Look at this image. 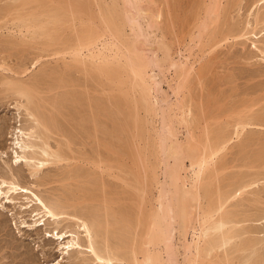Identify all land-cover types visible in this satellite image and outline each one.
<instances>
[{
    "label": "bare ground",
    "instance_id": "1",
    "mask_svg": "<svg viewBox=\"0 0 264 264\" xmlns=\"http://www.w3.org/2000/svg\"><path fill=\"white\" fill-rule=\"evenodd\" d=\"M1 1L2 0H0V2ZM141 1L142 0H7L0 6V31L7 32L5 36L2 33L4 37L0 35V55L5 53L10 54L11 49H16L21 53H25L29 50L28 46H32L31 43L34 39L46 36L49 37L48 42H39L35 44L36 48L42 52L47 50L49 46L56 47L58 43L60 46L62 42L65 44L64 54L67 53L69 57L71 56V60L76 62L73 64L74 66L72 65L75 67V70L76 67H80L81 72H83V68L86 69V67H90L93 71L95 70L96 73H100L107 77V79L118 82L119 86L121 83L120 79H123L120 77H123V75L128 77L131 81V91L135 92V95L137 93L136 100L135 97L132 98L136 101L133 102V105L134 103H136V107L139 105L144 113L149 116L145 121L147 122V120L151 119L148 123L151 122L153 125L150 124L149 127L151 126V130H154V132L149 131L150 133H154V135L145 137L146 139L151 138L150 142L152 145L150 149L152 148V150L147 149L149 146L146 143L145 146H147V148H141L145 147L144 144H142L143 142L151 144L146 139L144 140L142 138V143L139 142V144H141V149L145 151L147 149V151L149 150L148 152L154 155L155 162H149V160H145V158L142 157L139 159L141 160L140 166L142 171L140 172H142V176L140 174L141 177L138 179L137 183H140L141 186L140 188L134 186L137 190H141L143 196H145L144 194L146 193L148 194L155 186L157 194H155V199L153 198L154 195L152 197L154 203H150L151 206L150 204L148 205L150 208L147 207L149 209L147 213L138 210L134 213L133 211H135V209H131L132 207L128 208L130 206L128 205L127 207V203H121L120 199H116V197L112 200L111 197L113 195L111 197H109L110 195L106 196V189L109 185L107 184L108 181L106 183L103 180V175L101 178H99L100 176L98 175L92 178V174L88 172V170L91 171V169H86L85 166V168H77L76 166V170L73 171L69 169L71 170V173L69 172L71 177L69 178L75 177V180L79 183V185H77L80 188L78 193H73L76 190L72 192L70 187L68 188V192L66 191L67 193L62 191L65 193L64 195H59V197H55L56 199L54 197L52 199L51 197V201L49 199L47 201L45 196L43 197L41 193L37 192L43 179L40 178L41 176H39V173L41 172V168L43 166L45 167V162L47 163L48 161L50 164L54 163L58 165L61 161H67L71 158L74 161L76 155V158L81 157L83 162L95 165L98 169L102 168L101 171L103 173L105 170L115 168L111 166V164L114 165V160L120 159V155L123 153L122 151L127 155L129 153H131L132 156L137 154L130 152V150L132 151L130 147L133 146L131 139L133 138L132 141H134L136 137H133L135 134L131 131L133 135L130 134L131 139L127 141L129 142L128 144L131 143V145H129L130 147L128 148L125 147L127 143L125 139L129 137L125 131L124 125L127 124V119H124V123L123 118L122 120L118 118V111H116L117 115L113 112L115 116L111 114L112 112L109 114L99 112L101 110L98 111V109H100L104 101L102 103L101 99V101H98L97 99L99 97L97 96L96 100L94 98V100L90 101L88 105L90 108L88 107L85 110L82 108L84 105L82 103L85 101L83 102L80 97L77 98V94H73L71 91L69 93L68 90L67 93H60V95L58 94L54 97L42 96L40 94V89L45 90L44 88L46 87V84L44 83L43 85L42 82H48L46 77L43 76H47L51 72L60 73L59 70L61 66H59L60 68L55 67L54 70H49L48 72L45 69V72H39V74L35 76L32 75L33 77L28 80L14 78L17 73L18 76L26 71V69H22L23 64H21L22 61L20 60L21 63L19 61V65L16 67L20 71L12 69L13 66L11 68H0L3 71L6 70L15 74L12 75L10 73L12 77H2L0 73V83L7 85L8 90L10 89L9 91H13V94L16 96L15 100L17 99V102H20V107L27 112L31 120V125L27 127L24 126V124H18V126H16V124L15 127L10 126L9 131L6 129L9 133L8 135H10V142L7 146L2 145L5 147V151H0V153H6L7 155L9 154L8 152H10V155H13L9 160H3L0 155V215L9 213V211H7V206H5L6 203L11 206V209H16L18 214L29 213V216L32 218V223L27 225L23 224L22 227H27V229L31 231H37L39 226H44L41 235L44 238L45 244L49 245V243L58 241L59 245L62 246L60 248L62 254L66 255L62 257V260L66 258L65 262L67 264H264V204L261 202L260 198L246 197V194L250 193V189L260 180V175L263 176L262 179L264 180V140L261 139L264 136L261 138L259 137L262 131H260L259 136L256 135L259 132L256 133L255 130L253 131L256 134H254L252 130L253 133L249 130L248 133L246 132L247 129H251L252 126L264 128V119H262L264 117V112H256V110L254 111L255 108L252 110V105L251 107L245 105L242 110L237 112L238 109H236V113L234 111L235 117L232 116L234 115L232 114L229 116L230 118L228 117L230 121L226 119V122L223 121L222 126H220L222 129L224 125V128L230 129V132L227 131L228 133H223V131L220 132L219 130L218 135L211 138L210 125H202L201 123L203 130L201 129L202 133L197 135L195 131L200 125V123H198L199 125L197 126L198 119L196 118L198 117H194L196 115H193L191 104H189L186 99L183 100L182 97L185 98V96L181 97L180 94H185L183 90L187 88L188 78L191 72L195 71V63L197 62L198 64L200 60L197 61L193 58L192 61L190 58L191 54L182 56L181 59H179V57L178 59H173L168 54L171 51L166 52L170 49L168 45L166 44V48L161 47L164 45L163 43L165 41L162 40L159 44L157 43L158 41L156 42V38L158 39V37L155 38V43H153L155 44V48H152V46L147 47L148 40L146 37L148 34L156 33L157 35L160 32V34L163 35L164 28L161 26L162 21L159 19L162 17L161 14H164L159 13L161 10L155 13L151 8L142 6ZM183 2L179 0L169 1V9L166 11L168 17L166 15L165 17L167 20H165L169 22V16L171 18L170 21L177 18L176 13L178 11L183 14L180 19L181 22L190 21V19L193 18L194 20L192 19V22H195V29L193 30H195L194 35L196 33V36L194 37L193 35L189 37L190 41H192V39L194 41L195 38H197V43L206 44L209 42L206 46H209L208 52H212L215 47H220V44L222 46L221 42L224 41V44L225 40L235 39V41H239L242 40V38L248 40L252 39L251 36H248L251 34L256 38V40H251V46L258 52L260 58L261 56L264 57V0H251L250 4L253 5L254 9L252 14H250L252 19L247 22L244 30L236 29V24L232 22H230L232 24L228 23L226 17L225 21L222 20L223 18L221 19L223 22L220 21L222 15L224 17L228 12L226 8L230 5L227 4V2L225 4L228 6L225 4L223 5L221 0H192L190 3L187 1L189 5H187L188 3L186 2L183 4ZM234 4H237V2ZM189 6L190 8H188ZM68 18H70L69 20L79 18L81 22L85 21V24L81 28H77L80 25L75 24V22L73 23L77 27L73 29L74 31H69L72 32V38L67 35V37L70 38L68 40L73 41L72 43H69L66 38L61 41L60 38L61 27L64 23L66 24L69 21H66ZM77 21L79 23L78 19ZM70 26L72 27V25ZM190 26L191 27H188L189 29L192 28V25ZM248 26H250V28L259 27V29L257 32H254V30L248 29ZM62 30H64V27ZM127 30L130 32L129 34L126 32ZM193 30L191 34H193ZM69 32L65 30L66 34ZM206 34L207 38H204V41L206 39V43L204 41L201 42ZM149 35L148 37H150ZM141 37L144 38V41L147 40L145 42L147 44L141 40ZM233 40H231V42H233ZM194 42H196V40ZM156 43L159 45L158 49L160 48L161 52L165 49L162 57L160 56L163 52L160 56L159 54L157 55L158 45H156ZM188 43L190 42L188 41ZM197 43L194 44L197 45ZM197 47L199 46L197 45ZM204 47L202 46V48ZM56 49L57 47L54 48V53L53 51L51 53H53L52 55L57 54L59 57L58 49ZM61 52L62 51H59V53ZM146 52L152 54L148 55L149 53ZM17 53L15 52V54ZM21 53H19L18 56ZM40 57L44 56L38 54L34 57L33 66L40 61ZM0 59L4 61L5 56L0 57ZM5 62L6 61L0 64L6 65L7 63L5 64ZM66 64H68L66 66H69V63ZM75 64L77 65L75 66ZM164 67H166L167 70L173 69L172 71L176 74L175 78V75L172 76L175 84L170 86L168 84V86L172 88V93H175L176 99L172 103H170L172 100L168 102L165 99L167 95H165L164 98L162 95L159 97L160 92L163 91L160 88L162 79L158 81L157 76L163 73ZM166 68L164 71L168 72ZM69 69H72V67ZM155 69H158V71L155 72ZM66 70H68V67H64L62 71L65 72ZM68 71H66V73ZM62 75H64V73H62ZM89 76L90 75L87 77ZM104 76L102 77L105 78ZM161 76L163 78L164 73ZM95 77L97 78V75ZM102 77L100 75V78ZM43 78L46 80L44 81ZM56 78L59 80L58 77ZM69 78L72 80L71 77ZM90 78L89 79L92 80L93 76ZM50 80L51 79H49L48 82L49 84H47L49 86L52 83H50ZM110 80L107 81L111 82ZM64 81L67 80L63 78L59 80L58 83H64ZM67 82H69V84L72 83V81L70 83L69 80ZM102 82H106L105 79H103ZM41 85H43L44 88H41ZM59 85L60 84H58L57 87H59ZM73 85L76 86L77 84ZM53 87L54 86H50L48 88ZM63 87L65 88V86ZM50 90L51 89L48 91L50 92ZM73 90L77 89L73 88ZM84 97L85 96H83V98ZM91 98L93 99V97ZM112 98H114V96ZM117 99L120 101L121 97ZM107 100L109 99L107 98ZM114 100L116 101V99ZM108 102L110 103V100ZM79 104L82 106L81 108L83 110L78 107L80 106ZM116 104L118 105L119 103ZM110 105L112 104L110 103ZM136 109V111L139 112L138 108ZM111 110L112 109L109 111ZM131 111H129L130 114ZM136 111H132L131 116L129 113L128 115L136 124V128L134 127V129H140V123L143 122L142 119L144 120L145 114H142V116L144 115V118H142V116H140L141 114L136 113ZM138 114L140 115L138 116ZM122 116L124 115L122 114ZM130 117H128V121L133 124ZM137 117L141 118L142 122H139V118ZM156 118L158 120V125L154 126L157 121ZM18 119L20 120V118ZM108 121L110 123H108ZM256 121L258 122L256 123ZM130 122L128 123L130 124ZM137 125L140 127H137ZM144 126L142 125V128L145 129V133L148 127H146L147 125L145 124ZM128 127L131 126L129 125L127 128ZM142 130L141 134H139V130L138 132L135 130V133L137 132L136 135L139 134V136L142 135L143 137L148 134V130L145 135ZM182 130L184 138L180 139L179 134ZM124 131L125 135H123ZM129 131L127 132L130 133ZM211 132H213V130H211ZM5 134V129L0 127V142L3 141V138L6 136ZM124 136L127 137L125 138ZM202 136H204V139L200 138ZM123 137L125 139H123ZM140 138L141 137H138L137 139L140 140ZM152 138L154 139L152 140ZM235 141L238 143L237 147L242 153L245 152L243 151L244 148L246 149L247 146L249 147L255 141H261L262 149L258 150L256 153L252 152L245 156L247 157V161H244L242 165L239 164V166H245L247 169L244 170L245 172H240L238 170L236 173H232V175L229 176L231 183H227L228 185L225 189L215 184L216 186L213 190V184L210 183V180L211 178L214 179V177L218 179L216 175H219L220 171H224L222 169L226 161L223 155L227 154L225 151L227 152L230 145L236 143ZM78 144L83 147L89 144L93 151L90 154L82 152L83 150L81 152H76L74 146H78ZM139 144L136 142L134 146L138 149L140 146ZM99 147L105 150L104 152H106V155L101 154V151L99 152L100 149H97ZM136 148L135 150H137ZM140 150H137L139 152V156L137 155V157L139 158L141 154L143 155L144 151ZM140 152L142 153L140 154ZM148 152H146V155ZM78 154L79 156L77 157ZM125 155L123 156L126 157L127 155ZM146 155H143V157ZM123 156H121L122 159L124 158ZM109 160L111 161L110 166L105 164V162ZM186 160L189 161V167H186ZM116 161H118V163L120 162V164L121 162L123 163L121 160ZM133 161L132 163L134 164L135 162L134 166H136V160ZM100 163L103 164L100 165ZM124 164L126 167V162H124L123 165L117 164L120 171H124ZM23 166L27 169L26 174L23 171L25 170ZM160 168L162 180L159 179V174L157 172ZM187 169H189V175H187ZM93 172L95 173V170ZM132 174H134L132 176L133 179L135 173ZM23 176L30 177L32 181L35 179L37 184L34 183L35 181L33 183L36 185L37 190H33V183L31 188L25 185V183L20 182V178H23ZM138 176L139 175H136L134 180L137 179ZM128 180L130 181V179ZM139 180L141 181L139 182ZM74 186H72V188H74ZM111 186H113V184L109 185V187ZM113 189H115V187H113ZM108 190L110 191L109 188ZM139 196L141 197V194H139ZM114 199L116 201H114ZM97 201L100 202V204L98 203L99 205L96 204ZM144 202L147 201L144 199L140 205ZM134 203L135 202H133V204ZM12 214L13 213L10 215ZM249 222L251 223L249 224ZM62 224L66 227L60 230L59 226ZM189 233H192L191 240L187 238ZM17 234L21 236L20 230H18ZM176 234L179 235L178 241H176L177 239L175 240ZM249 234L254 235L250 236ZM64 238L69 239L65 242H61Z\"/></svg>",
    "mask_w": 264,
    "mask_h": 264
},
{
    "label": "rangeland",
    "instance_id": "2",
    "mask_svg": "<svg viewBox=\"0 0 264 264\" xmlns=\"http://www.w3.org/2000/svg\"><path fill=\"white\" fill-rule=\"evenodd\" d=\"M6 1L7 0H5V1L2 0L0 2V6H2ZM169 1L171 2V0H142L141 1L142 3L143 2L145 3V4L143 3L144 5L141 3L142 6H144V7L147 6L148 8H151V10L153 12L155 11V13H158L161 10L159 13L160 14L161 13L164 14V15L161 14L162 17L159 19V20L162 21L161 22V24H162L161 26L164 28L163 35H161L160 32H159L160 35L159 34L156 35V33H153L156 36L153 35L152 33H150V35L148 34L150 36V37H148V35H147V37H146V39L148 40V41L146 40L148 44L145 43L146 41H144V38L141 37V40H143L144 43L147 44V47L148 46H150V47L152 46V48H155V44H153V43H155V38L158 37L159 40L156 38V42L158 41L157 43L159 44L162 40L165 41L164 43L162 42L164 45L161 46V47L166 48L167 45H168V47L171 50L170 49H168V50L166 49L167 50L166 52L171 51L168 54L173 59H178V57H179V59H181L182 56H186L188 54H191L190 55L191 56L190 58H191L192 61H193V58H194V60H197V61L200 60L198 62V64H197V62L195 63V65H194L196 67L195 68V71L194 72L193 71L191 72V74H190V76L188 78L187 88L185 90H183L186 95L185 94H182V95L180 94L181 97L182 96H185V98L182 97L183 100L186 99V101L189 102V104H191V109H192L193 115H196L194 117H198V118H196V119H198L197 126L199 125L198 123H200V125H199V127H197V129L195 131L196 134L199 135V133H202L203 128L201 126L203 124H207L208 126L209 125L211 126V127L209 126L210 133H211L210 134V137L211 138H214L215 136H217L218 133H219V130H220V132L223 131V133H226L227 131L230 132L229 131L230 129L228 130V128H224V125H223L222 129H221L220 126H222L223 121L226 122V119L230 121V119H229L230 117L229 116H231L232 114H234V111L236 113V109H238L237 110V112H238L239 110H242L243 109V106H245V105L246 106L249 105L248 107H251V105H252V107H251L252 110L255 108L254 111L255 110H256V112L261 111L263 113L264 112V57L261 56V58H260L258 52H256V50L251 46L252 45L251 44V40H254V39L256 40V38H254L251 34H249L248 36H251L252 39L246 40V39L242 38V40H239L238 39L239 41H237V40L235 41V39L234 40L233 39H230V40L228 39V40H225V43L224 44H223L224 41L221 42L222 43V46L220 44L219 45L220 47L217 46V47L214 48V50L212 52L211 51L208 52L209 51V49H208L209 46L207 45L208 46L207 47L206 44H209V42L206 43L205 42L206 39L204 41V38H207V34L201 40V42L204 41L206 44H203V43L201 44L200 42L197 43L198 42L197 38H195L196 42H194L195 40L193 41V39L191 38L192 41L194 43H197V45L199 47H197L196 44H194L192 41L189 40L190 39L189 37H192L194 35V31H195V30H193V29H195V22L194 23L192 22V19L193 18L190 19V21L188 20L186 22L185 21L184 22H181L180 19L182 18L183 14H182V12L178 11L176 13V17L177 18H175L174 20H171L170 21L171 18L169 16V22L166 21L167 18L165 16L167 15V12L166 11L169 9ZM179 1H182V2L184 1L186 3H188L187 1H189V3H190V1H192V0H179ZM241 1L240 0H221V2L223 3V5L227 2V4H229L230 6H228L227 4H225L226 6H228L229 9L226 8L228 10V12L225 14L224 17L222 15V17L220 18V21L223 22L226 19H228L227 22L228 23L232 22L233 24H236L235 27L237 26L236 29H238V30H240V29H243L244 30L245 29V27L247 25V22L249 20L251 21V19H252V16L250 14H252V12L254 10L253 9V5L250 4L251 3V0H241ZM184 2H183V4H184ZM195 2H197V1H195ZM236 2H237V4H234ZM186 3H185V5H186ZM189 3L187 5H189ZM238 4H239V6H238ZM188 8H190V6ZM188 8H186V9H188ZM167 17H168V15H167ZM225 17H226V19H225ZM69 19L70 18L66 19V21H68ZM77 19L79 20V23H78ZM77 19H74L75 21L74 20H69L66 24L64 23L62 25V27H61V31L62 32L60 31L61 41H62V39L65 40V38H66V40L69 43H72L73 42L71 40H68V39L72 38V36H71V33L72 32H69V31L70 30L74 31L73 29H76L75 27H77V26L75 24L80 25L77 28H81L85 24V21H83L84 22L83 23V22H81V20L79 18H77ZM231 20H233L234 22L231 21ZM74 22H75V24H73ZM232 23H230V24H232ZM70 25H72V27H74V28H72ZM190 25H192V28L189 29L188 27H191ZM63 27H64V30H62ZM248 29L254 30V32H257L258 29H259V27L250 28V26H248ZM65 30H66V32H69L70 34L69 33L66 34L65 33ZM192 30H193V34H191L192 33L191 32ZM126 32L128 34L130 33V32H128V30ZM2 33H3L4 36L7 34L6 31H4V32L3 31H0V35H2ZM151 34H152V36H151ZM3 35H2V37H4ZM62 35H65V36H62ZM67 35L70 38L67 37ZM164 35H165V37H164ZM129 36H131V35H129ZM195 36H196V33H195L194 37ZM73 37H74V35H73ZM0 38H1V36H0ZM128 38H130V37H128ZM149 38H151V39H149ZM37 39H38V41H37ZM46 39H47V41H46ZM48 40H49V37H46V36H43L42 38L39 37V38L34 39V41L31 43L32 46L31 47L28 46V49L29 50L27 52H25V53H21V52H19V50H16V49H13V50L11 49L10 50V54L5 53V54L0 55V57H4L5 56V59L6 60L4 59V61H6L5 64L7 63L6 65L0 64V68H9V67L11 68L13 66L12 69L17 70V71H20L16 67L19 65L18 63L21 60L22 63H21V61H20V63L23 64V68L22 69H26L25 73L20 74L18 76H17L18 73L15 75L12 72H9V71H6V70L3 71L2 69H0L1 76L2 77H7V76L10 77L11 74H12V75H15L16 76V77L13 76L16 79H19V80H28L29 78L35 76L36 74H39V72H45V69L48 72L49 70H51V71L54 70L55 67L56 68H60L59 66H61V69L59 70L60 73H58V72L54 73L53 72L54 73L53 74L51 72L52 73V74L50 73L51 75L49 74L47 76H43V77H46V79H47L48 82H49V79H51L50 80V83L51 82L52 83L50 84V86L51 87L54 86V87L53 88H48V87H50L49 85H47L49 83L48 82L47 83L46 82H42V84L44 85V83H45L46 84V87H47V89H46V87L44 88L43 85H41V88H44L45 90H42L39 87V89L41 90L40 91V94L42 96H48V97H51L52 96V97H54V96H57L58 94L60 95V93L61 94H64V93H67L68 91L70 93V91H71L73 94L74 93L77 94L76 95L77 98L80 97V98H82V101L83 102L85 101L87 103V104L85 102L82 103V104H84L83 107L79 104L80 106H78V107L81 110H83V109L85 110L86 108H88L89 107L88 105H89L90 101L91 100H94V98L96 100V96H97V97H99L97 99L98 101L100 99L102 100V101L100 100L101 103L104 101V103L102 104V106L100 107V109H98V111L101 110L99 112H101V113H108V114L112 112L111 113L112 115H113V112L117 115V112L116 111H118V115L119 116L117 115V117L120 118L121 120L123 118V122L124 123H125L124 119L125 120L127 119V121H128L129 120L128 117H130L132 115V111L135 112L137 110L136 108H138L139 112L136 111V113H140L141 114V115L138 114V116L139 115L142 116V114H145V118L143 117L144 115L142 116V118H144V120L142 119L143 122L141 121V118L137 117V118H139V122L141 121L143 123V124L140 123L141 127L137 125V127H140V129L137 128L140 131L139 134H141V130L142 129H143L142 132L144 133V130L145 129L142 128V125L144 126V124H145V125H147L146 127H148L147 128L148 132L146 130L145 133L147 132L150 135H148L147 133H146L147 135H145V133H144L145 136H143V137H142V135L139 136V134H137L138 135L137 136L136 133L138 132V130L137 129H134V127L136 126V124L134 123L133 119L130 117V120L132 119L131 121H133V124L130 121H128V122H130V124L127 121H126L127 124H124L125 125V131L129 135V137H127L128 136L127 135V136H124L125 138L127 137L126 138L127 140L124 137H123V139H125V141L127 142L129 139H131L130 138L131 135L135 134L136 136L133 135L134 138L136 137V139H134V141H135V143L138 142V144H139V142L142 143L141 142V139L142 138L145 140L146 139L145 138L146 136L150 137V136L154 135V133H152V132H154V130L152 131L151 130L152 129L151 126L149 127V125L150 124L153 125V123H151V122L148 123V121H151V119L150 120H147V122L145 121V119L149 118V116H147V114L144 113L143 109H141L139 105H138V107H136L137 106L136 103H134L135 106L133 105V102L136 100L137 93L135 95V92L131 91V88H130L131 87V85H130L131 84L130 83L131 81H130V79L128 77H125L124 75H123V77L121 76L120 78H123V79H120L121 80V83H120V86H119V83L118 82L114 81L116 83L113 84L114 82L112 80L107 79V77H105L104 75H102L100 73H96L95 70L93 71V69L90 68V67H86L87 70L83 68L82 69L83 72H81V68L80 67H76V70L78 69L76 71L75 70V67H73L74 66L73 64L76 63V62L75 61H72L71 60V56L69 57V55L67 53L64 54V45L65 44H63L61 41H59V42H61L60 43V46H59V43L56 46L57 49H58V55H59V57L57 56V54L52 55L54 53V48H56V47H53V46L50 47L49 46L47 48V50H44L42 52L39 51V49L36 48L35 44H37L39 42L42 43L44 41L45 42H48ZM149 40H150V43H149ZM231 40H233V42H231ZM188 41L190 43H188ZM237 42H239V43H237ZM157 43H156V45H158ZM193 45L196 46V47H194ZM204 45H205V47H204ZM202 46L204 48H202ZM158 47H159V45L157 46V49H158ZM188 48H190V49H188ZM202 49L204 50V52H203ZM35 50H36V52H35ZM49 50H50V52H49ZM158 50H157V52H158L157 55L159 54V56H160V54L163 52V54H161V56H160V57H162V55H164L165 49L162 52L160 51V48ZM52 51H53V53H51ZM59 51H62L61 52L62 54L59 53ZM15 52L16 53L18 52V53L15 54ZM19 53H21V54L18 56ZM146 53H149L148 55L152 54L150 52H146ZM11 54H13V55H11ZM38 54L39 55H42L44 57H40L41 59L42 58L43 59L42 60L40 59V61L35 66H33L34 57L36 55H38ZM0 60H1L0 63H4V61L2 59H0ZM66 63H69V66L70 65L71 66L70 67L69 66H66V65H68ZM64 64H65V66H64ZM76 65L77 64H75V66ZM2 66H5V67H2ZM64 67L65 68L68 67V70L69 71H72V70L73 71L72 72H69L68 70H66V71H68L67 73H69V74H67L66 71L65 72L62 71ZM71 67H72V69H69ZM40 68H41V70H40ZM165 68L166 67H164L163 69L165 70ZM201 68H202V70H201ZM164 70L162 72L164 73V77L165 78L164 77L162 78V76H161L163 73L161 75H158L157 76V80L158 81H160L162 79L161 80L162 83L160 84V86H161L160 88H161V90H163L162 91L163 94L165 93L163 95L162 92H160L159 97H161V95H162L163 98H164V96L167 95L165 99L168 102H170L172 100L170 102V103H172L173 101H175L176 98H175V93L174 94L172 93V88H170L169 86L175 84L174 78L176 77V74H174V72L172 71L173 69L167 70V68H166V70L168 72H165ZM157 71H158V69H155V72H157ZM7 73H9V74H7ZM62 73H64V75H66V76L62 75ZM5 74H7V75H5ZM95 74L97 75V78L95 77L96 76ZM99 74L101 75V77L104 76L105 78H103V77L100 78V75ZM21 75H23V76H21ZM52 75H54L55 78ZM61 75H62V77H61ZM70 75H73V76H70ZM88 75H90V76L87 77ZM173 75H175L174 78L172 77ZM68 76L71 77L72 80H70V78ZM85 76L87 77V79H86ZM92 76H93V78H92L93 81L90 80L91 79L90 77H92ZM56 77H58L59 80H61V79L64 78V80L65 79L67 81L69 80L70 83L72 81V83L69 84V82H67V81H64V83L63 82L58 83L59 80H57ZM20 78H22V79H20ZM73 78H74L75 81L73 80ZM98 78H99V80H98ZM46 79L43 78L44 81ZM103 79H105L106 82H102ZM76 80H78V81H76ZM95 80H97V81H95ZM107 80H110L113 83H111V82H109ZM165 80H167V81H165ZM54 82H56V83H54ZM56 84L57 85L60 84L59 87H57ZM73 84H77V85L74 86ZM87 84H88V86H87ZM168 84H169V86H168ZM62 85L65 86V88ZM71 85L74 86V87H72ZM5 86H6V89L7 90L5 89ZM7 87H8L7 85L0 83V96H1L0 97V127L3 128V129H5V133H6L5 134L6 136L3 138V141L0 142V151L1 152H4L5 151V149H4L5 147L4 146L5 145L7 146L8 143L10 142V138H9L10 135H8L9 134L8 131H9L10 126L15 127L16 124H17L16 126H18V124H22V125L24 124V126L29 127L31 125V120H30L29 116L27 115V112H25V109H23L22 107H20V102H17V99L15 100L16 96L13 94V91H9L10 89L8 90ZM73 88H75L77 90H73ZM84 88L85 89L87 88V89L85 90ZM89 88H90V90H89ZM49 89H51L50 92L48 91ZM63 89H64V91L65 90L66 91L64 92ZM69 89H71V90H69ZM5 92H7V93H5ZM130 95H131V97H130ZM83 96H85V97L83 98ZM113 96H114V98H112ZM91 97H93V99ZM120 97H121V99H120ZM133 97H135V100L132 99ZM107 98L110 100V103L112 105H110V103L108 102L109 100H107ZM117 98H119L120 101ZM114 99H116V101ZM121 100H122V102H121ZM120 102H121V104H120ZM116 103H119V104L117 105ZM240 104H242V105H240ZM111 106H112V108H111ZM253 106H255V107H253ZM116 107H119V108H116ZM114 108H116L117 110L114 109ZM110 109H112V110L109 111ZM129 111H131V114L129 113ZM128 113L130 114V116L128 115ZM122 114L124 116H122ZM263 115H264V113H263ZM113 116H115V115H113ZM232 116L235 117V114L232 115ZM18 118H20V120ZM28 118H29V120H28ZM262 119H264V117ZM156 120H157V118H156ZM260 120H261V118H260ZM258 121H259V118H258ZM258 121H256V123ZM19 122H22V123H19ZM157 122H158V120L156 121V124H154V126L158 125ZM108 123H110V122L108 121ZM201 123H202V125H201ZM128 124L131 127H128L127 128V126H129ZM217 126H219V127H217ZM12 127H11V129H12ZM212 127H213V129H212ZM149 128H150V130H149ZM135 130L137 131L136 133H135ZM211 130H213V132H211ZM248 130L249 131L255 130L256 133L259 132V133L256 134L253 131L254 134H256L257 136L260 135V131L264 132V128L263 127H260V126L259 127L258 126H252L251 129H247V131H246L247 133H248ZM125 131H124V134L122 133L123 135H125ZM127 131H129L130 133H128ZM131 131L134 132V133L132 134ZM149 131H152V132L150 133ZM252 131H251V133H253ZM262 132H261V135L259 136L260 138L262 136H264V133H262ZM183 135L184 134H183V130H182V132L179 134V138L180 139L184 138ZM244 135L246 136L245 133H244ZM138 137H141L140 140L137 139ZM203 137L204 136H202L200 138H203ZM132 139H131V143L133 144V146L130 147L129 145H131V143L128 144L129 142H127L126 145H125V147H127V148L130 147L132 149V151L130 150V152H132L133 154L137 153V154H135L136 156L135 155L132 156L131 153H129L128 154L129 156H128L125 153L127 155L126 156L124 154V151H122L123 153L122 152L121 153L123 155H125L126 157H124L121 154L120 155V159H116V160H119V161L120 160L123 161V163L126 162V165L127 166L125 167V164L123 166L124 167V171H120L119 167H117V164L118 165H123V163L121 162V164H120V162L118 163V161L114 160V165L111 164V166H113L115 168L114 169L111 168L109 170H105L102 173V171H101L102 168L101 169L100 168L98 169V167H96L95 165L87 164V163H85V162H83L81 160V157H78L79 154L77 155L78 158H76V155L73 154V155H75L74 161L71 158L70 160H67V161L66 160H64L63 162L61 161V163H58V165L57 164L55 165L54 163L50 164L48 161H47V163L45 162V167L43 166L41 168V172L39 171L40 172L39 173V176H41L40 178L41 179L43 178L42 181L40 179V181H41L42 184L38 187L39 190H37L36 185H34V183L37 184V182L35 181V179L32 181V180H30L31 179L30 177L28 178L27 176H23V178H20V182L25 183V185H28L31 188L33 186V190H37V192L38 193H41L43 197L45 196V199L47 201H48V199L51 201V197L53 199V197L55 198V197H59V195H61V196L64 195L65 193L68 192V190H69L68 188H70V187H71L70 190L72 189L71 190L72 192L76 190L73 193H75V194L78 193V191H79L80 188L77 185H79V183L75 180V177L69 178V177H71L69 175V172L71 173V170L72 171L73 170H76V166H77V168L78 167H84L85 166L86 169H91V171L88 170V172H90V174H92V176H91L92 178H93V176L97 177V175L100 176L99 178H101V176L103 175L104 177L102 176V178H103V180L106 183L108 181L107 184H109V185L110 184L111 185L113 184V186H111V187H109V185H108V188L110 189V191L111 190L112 191L110 192L108 190V188H107L106 189L107 190L106 193L108 195L106 194V196H109L110 195L109 197H111L113 195L111 197L112 200H113V198L116 197V199H120L121 203H124V204L127 203L126 204L127 207H128V205L130 206L128 208H131L132 207L131 209H135V211H133L134 213L137 212L136 210H138V211H144V213H147V211L149 210L148 208H150L151 204L154 203L153 202L154 201L153 198L155 199V194H157V189L154 186L150 190V192L148 194L146 193V194H144L145 196H143L142 193H141V190L140 191L137 190L135 188V186L137 188L138 187L140 188V186H141L140 183H137L138 182V179H140V177L142 176V172H140V171H142L141 170V166H140L141 165V163H140L141 160H139V159H141V157H142V158H145V160H149V162H152V163L155 162L154 155L151 152H148L149 150L147 151V149H150V147L152 145V143L150 142L151 141L150 140L151 138L150 139L148 138L149 140L146 139L151 144H148L147 142H143L142 143V144H144V146L147 144L149 146V148H147V146L141 147V144H139L140 146L138 147L139 150L141 148H144V149L147 148L146 151L144 149H141L140 151H143V150L145 151V152L143 151V155H146V152H148L147 155L150 158H148L147 155L143 157V155L141 154L142 152H140V154H141L140 158L137 157V155H138L139 152L137 151L138 149L136 148V146H134L135 143H134V141H132ZM153 139L154 138H152V140ZM261 139L264 140V137L261 138ZM136 140H138V141H136ZM52 143H54V142H52ZM123 144H125V143H123ZM237 144H238L237 142L234 143V144L232 143V145H230V147L228 148V151L227 152L225 151V153H227V154L224 153L225 155H223V157H224L227 165L225 163V166L222 169L224 171H220L219 172V175H216V176H218V179L215 178V177H214V179L211 178L210 183L213 184V190L215 189V186H216L215 184H217V186L220 185V187H222V188L225 189L227 187V185L229 183H231L230 182L231 180H229V178H230L229 176H231L232 173H236L238 170L240 172L241 171L243 172L244 170L247 169L245 166H242V167L239 166V164L242 165V163L244 161H247V157H245V156L248 155V154H251L252 152L253 153H256V152H258V150H261L262 149V147H261V145H262L261 144V141H257V142L255 141L249 147L247 146L246 149L244 148V150H243V151H245L244 152L245 154H244V153H242V151H239V149L237 147L238 146ZM2 145H4V146H2ZM85 146L86 147H83L82 145L79 146V144H78V146L77 145L74 146V149L76 150V152H79V151L81 152L83 150L82 152H85L87 154H90L93 151V150H91V145L86 144ZM134 147L137 150H135ZM97 149H100L99 152L101 151V154H105L106 155V152H104L105 150H103V148L101 149L99 147ZM134 150L137 151V152H135ZM150 150H152V148ZM125 152H126V150H125ZM8 153H9V154H7L8 156L6 155V153L5 154H3V153L1 154L0 153V155L2 156V159L3 160L4 159L5 160H9L10 157L13 155V154L10 155V152H8ZM149 154H151V155H149ZM95 156H96V154H95ZM121 156H123L124 158L122 159ZM131 156H132V158H131ZM152 156H153V158H152ZM135 157H136V159H135ZM245 158H246V160H245ZM80 160H81V163H80ZM133 160L134 161L136 160V163H137L136 166H134L135 165V162ZM248 160H249V157H248ZM109 161H106L105 162V164L108 165V166H110V163H111V161L110 162ZM132 161L134 162V164L132 163ZM138 161H139V163H138ZM0 162H1V160H0ZM112 163H113V161H112ZM102 164L103 163H100V165H102ZM185 164H186V167L187 166L189 167V161L188 160L185 161ZM233 164H234V166H233ZM133 168L136 171H134ZM23 169H25L23 171L26 174L27 169L25 168V166H23ZM69 169H71V170H69ZM92 170L93 171L95 170V173L96 174ZM188 170L189 169H187V175L190 174V172ZM250 170H253V169H250ZM137 171H139V172H137ZM157 172L159 174V179L162 180L161 168L158 169ZM66 173H67L68 176L66 175ZM132 173H135L134 178L136 177V175H139L138 178L135 179V180H134V178L132 179V176L134 175ZM99 174H101V175H99ZM140 174H141V176H140ZM224 177H225V179H224ZM227 177H228V179H227ZM259 177H260L259 178L260 180L255 184V186H253V188H251L252 190L250 189V193H248L249 196H248V194H246V197H249V198L250 197L251 198L252 197L253 198L254 197H257L258 199L260 198L261 202L264 204V180L262 179L263 176L260 175ZM128 179H130V181ZM69 180H70L71 183L69 182ZM123 180H125V181H123ZM140 181L141 180H139V182ZM227 181H229V182H227ZM129 182H130V184H129ZM32 183H33V185H32ZM64 184H66V185H64ZM74 185H76V186H74ZM34 186H35V188H34ZM72 186H74V188H72ZM113 187H115V189H113ZM62 191L65 192V193H63ZM120 191H122V192L124 191L125 193L124 192L122 193ZM118 192H120V193H118ZM138 193L141 194V197L142 198L143 197L144 198L142 199L139 196ZM52 194H54V195H52ZM56 194H57V196H56ZM118 194H120V195H118ZM153 195H154V197H153ZM134 196H135V198H134ZM137 196H138V198H137ZM144 199H145V201H147V202H144L146 204V206H145L144 203L140 205V203L143 202ZM148 199L151 200V201H149ZM114 201H116V200L114 199ZM133 202H135V203L133 204ZM137 202L139 203V205H138ZM98 203L100 204L99 201H97L96 204L99 205ZM149 204H150V206H148ZM94 205H95V202H94ZM5 206H7V211H9V213H3L4 215L3 214L0 215V259H1L0 260V263L1 264H67L65 262L66 261V258H64L62 260V257L63 256L65 257L66 255L65 254H62V252L60 250V248L62 246L59 245L58 241H55L54 243H49V245L48 244H45V242L43 240L44 238L41 235V231L43 230L44 226H39L37 228V231H35V230H32L31 231V230H28L27 227H22L23 224L24 225H27V224L32 223V218H31V216H29V213L26 212V213L18 214L17 213V210L16 209H11V206L9 204L6 203ZM139 206H141V207H139ZM11 213H13V214L10 215ZM255 213H256V211H255ZM252 214H253V212H252ZM250 217H253V216H250ZM22 222H24V223H22ZM250 223L251 222H249V224ZM59 227H60L59 229L62 230V229H65L64 227H66V226L64 224H62ZM18 230H20V233H21L20 235L21 236H19L17 234ZM262 234H263V232H262ZM249 235L250 236H253L254 234H249ZM178 238H179V235L176 234L175 235V240L177 239L176 241H178ZM187 238H188V240H191L192 239V233H189L187 235ZM68 239L69 238H64L61 242H65ZM2 256H3V258H2ZM209 264H211V263H209Z\"/></svg>",
    "mask_w": 264,
    "mask_h": 264
}]
</instances>
